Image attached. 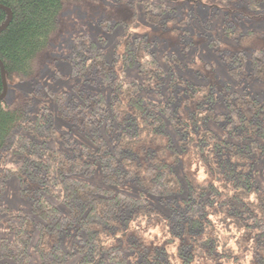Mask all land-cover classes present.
I'll list each match as a JSON object with an SVG mask.
<instances>
[{
  "label": "trees",
  "instance_id": "trees-1",
  "mask_svg": "<svg viewBox=\"0 0 264 264\" xmlns=\"http://www.w3.org/2000/svg\"><path fill=\"white\" fill-rule=\"evenodd\" d=\"M77 1L0 0L5 82L35 74L59 13ZM172 11L162 1H146L144 19L165 26L176 22ZM255 36L249 31L239 41ZM103 44L83 32L67 59L73 73L97 80L108 95L56 98L61 119L94 133L84 142L64 139L46 105L33 114L29 96L0 100V197L13 178L18 194L30 200V213L10 222L0 239V264L33 258L39 264H175L173 258L264 264V187L256 178H264V98L229 88L244 77L264 82V49L226 55L229 80L216 90L179 81L170 55L159 58L142 37L120 39L109 59ZM127 71L139 78L124 79ZM142 91L167 97L154 100ZM176 95L179 104L172 106ZM187 154L203 178L188 170ZM154 220L164 224L163 243L148 241L136 227ZM63 236L71 238L67 248ZM173 236L180 238L174 255L167 249Z\"/></svg>",
  "mask_w": 264,
  "mask_h": 264
},
{
  "label": "rangeland",
  "instance_id": "rangeland-1",
  "mask_svg": "<svg viewBox=\"0 0 264 264\" xmlns=\"http://www.w3.org/2000/svg\"><path fill=\"white\" fill-rule=\"evenodd\" d=\"M146 1H162L172 7L176 22L165 26L153 25L145 21L144 4ZM171 15V12H168ZM115 24V25H114ZM230 27V28H228ZM234 31V34L230 32ZM249 31L256 33L255 39L248 44L239 38ZM83 32L93 38L104 40L103 53L109 59L115 44L120 39L142 37L158 52V57L170 55L171 66L177 72V78L193 85L208 84L218 90L229 80L225 63L226 55L242 51L249 56L254 49H264V2L252 3L240 0H80L67 3L58 16V27L50 40L49 47L40 58V64L33 76L24 81L8 78L4 101L12 102L19 96L32 98V113L46 105L51 113L50 123L64 139L72 138L84 142L94 133L83 132L77 122H66L59 117L57 96L66 94V99H81L84 95L102 92L108 95V89L89 76L71 71L67 59L73 38ZM174 55V58L171 56ZM139 78L132 71L124 74V79ZM229 88L248 92L257 100L264 98V82L252 78H243L239 82H230ZM179 88L188 87L179 84ZM189 88H191L189 86ZM154 100L165 99L167 95L156 92L140 93ZM183 95L185 93H182ZM180 95H176L171 105H178ZM216 111L222 109L217 103ZM210 128L215 126L207 124ZM186 167L198 178H203L201 165L192 154L183 156ZM259 183L264 187V178L257 173ZM30 213V200L18 194L17 182L13 178L6 180L5 190L0 197V239L7 236L10 222L17 223L19 215ZM142 235L155 243H163L167 238L164 224L154 220L152 223L140 221L136 224ZM71 238L63 236L61 245L67 248ZM180 242L179 236H173L167 245L169 253ZM177 264L175 258H173ZM32 264H39L33 258ZM73 264V262L71 263ZM195 264H211L209 260L198 259Z\"/></svg>",
  "mask_w": 264,
  "mask_h": 264
},
{
  "label": "water",
  "instance_id": "water-1",
  "mask_svg": "<svg viewBox=\"0 0 264 264\" xmlns=\"http://www.w3.org/2000/svg\"><path fill=\"white\" fill-rule=\"evenodd\" d=\"M6 10H7V13H8V18H7V20H6L4 25L8 24V22L10 20V15H11L10 11L8 9H6ZM0 72H1V79H2V92L0 93V100H2L4 98V95H5V92H6V82H5V74H4L3 67L1 65V63H0Z\"/></svg>",
  "mask_w": 264,
  "mask_h": 264
}]
</instances>
